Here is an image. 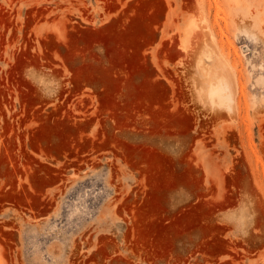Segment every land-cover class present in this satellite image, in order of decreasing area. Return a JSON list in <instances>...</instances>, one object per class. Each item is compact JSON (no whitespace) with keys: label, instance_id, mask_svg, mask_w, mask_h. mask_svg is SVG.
I'll list each match as a JSON object with an SVG mask.
<instances>
[{"label":"rangeland","instance_id":"374dc122","mask_svg":"<svg viewBox=\"0 0 264 264\" xmlns=\"http://www.w3.org/2000/svg\"><path fill=\"white\" fill-rule=\"evenodd\" d=\"M0 264H264V0H0Z\"/></svg>","mask_w":264,"mask_h":264},{"label":"bare ground","instance_id":"6f19581e","mask_svg":"<svg viewBox=\"0 0 264 264\" xmlns=\"http://www.w3.org/2000/svg\"><path fill=\"white\" fill-rule=\"evenodd\" d=\"M212 52V51H211ZM210 53V52H209ZM213 53V52H212ZM211 53V54H212ZM204 54V53H203ZM217 54H219V53H216V56H218ZM213 55V54H212ZM215 55V54H214ZM213 55V56H214ZM203 56V55H202ZM220 58V57H219ZM218 57H216V60H218L219 59ZM202 61V60H201ZM200 61V62H201ZM203 62V61H202ZM200 65H201V63H199ZM216 64V63H215ZM204 66V65H203ZM205 67V66H204ZM206 68V67H205ZM202 70H203V72H205L204 71V68H202ZM202 70H201V72H202ZM208 70V69H207ZM208 72H209V70H208ZM212 72H214V71H212ZM201 74H203V73H201ZM210 74H211V72H210ZM217 74V73H216ZM215 74V75H216ZM212 75H214V73L212 74ZM205 76V75H204ZM225 76V75H224ZM227 76V75H226ZM216 77V76H215ZM215 77L213 78V79H215ZM219 77V76H218ZM216 78L215 80H211V81H209V79L208 80H206V78H210V76H205V77H203L204 79L203 80H206V81H209L208 83H209V86H208V92H209V96H210V98H211V103L212 102H214L215 103V101L218 99L221 103H223L224 102V98H225V92H224V89H225V84L224 83H226V82H224V83H222V80L223 79H225V78H223L222 80L221 79H219V78ZM222 77V76H221ZM229 79V78H228ZM227 79V80H228ZM203 80H202V82H203ZM207 83V82H206ZM229 83V82H228ZM231 83V82H230ZM207 85V84H206ZM227 85V84H226ZM201 86H204V88H206V86H205V84L204 85H201ZM228 86V85H227ZM203 88V89H204ZM227 88V87H226ZM207 89V88H206ZM217 89H221V90H217ZM233 89V88H232ZM235 89V88H234ZM203 91V90H202ZM230 91H232V90H230ZM234 91V90H233ZM232 91V92H233ZM204 92H206V90H204L203 91V93ZM224 92V93H223ZM227 93V92H226ZM231 93V92H230ZM229 93V94H230ZM235 93V92H234ZM228 94V93H227ZM228 94V95H229ZM231 95V94H230ZM205 96V94L203 95V97ZM230 98L232 97V96H229ZM207 98H208V96H207ZM205 99H206V96H205ZM234 99V98H233ZM227 100V99H226ZM229 100V99H228ZM208 101V100H207ZM230 102V101H229ZM232 102V101H231ZM208 103V102H207ZM227 103V102H226ZM209 104H210V102L208 103V106H209ZM220 104V103H219ZM232 104V103H231ZM211 105V104H210ZM214 105H216V104H214ZM213 106V105H212ZM224 106H226V104L224 105ZM229 106H230V104H229ZM232 106H233V104H232ZM214 107H216V106H214ZM228 107V106H227ZM219 108H220V106H219ZM225 108V107H224ZM228 108H230V107H228ZM232 109H234L233 107H232ZM232 109H230V110H232ZM212 110H214V109H212ZM216 110V109H215ZM226 110H228V109H226Z\"/></svg>","mask_w":264,"mask_h":264}]
</instances>
